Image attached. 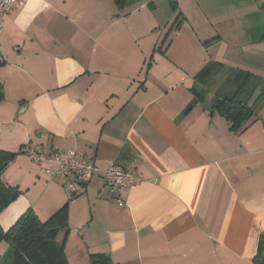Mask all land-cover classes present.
Listing matches in <instances>:
<instances>
[{"label":"crops","instance_id":"obj_1","mask_svg":"<svg viewBox=\"0 0 264 264\" xmlns=\"http://www.w3.org/2000/svg\"><path fill=\"white\" fill-rule=\"evenodd\" d=\"M116 8L113 0H26L3 16L0 149L17 153L3 179L21 194L0 213L2 229L28 208L44 220L66 205L69 232L57 240L69 264L70 252L83 264L91 252L114 264H254L259 244L264 255V34L228 26L229 36L197 41L219 52L190 66L174 58L172 68L166 41L157 49L150 35L155 23ZM209 62L220 64L209 82L222 74V85L210 103L207 94L191 103L195 90L207 92L195 82ZM221 88L255 107L236 130L211 107ZM27 143L75 149L138 179L122 189L123 205L100 194L97 174L68 199L63 178L50 179L21 152Z\"/></svg>","mask_w":264,"mask_h":264},{"label":"rangeland","instance_id":"obj_2","mask_svg":"<svg viewBox=\"0 0 264 264\" xmlns=\"http://www.w3.org/2000/svg\"><path fill=\"white\" fill-rule=\"evenodd\" d=\"M176 1L184 12L183 15H186L185 20L182 19L183 15L178 17L177 11H173L167 0H153L152 7L149 5L150 0H140L132 8H128L130 6L116 8L119 15L128 12L131 15L126 17L135 21L146 22L148 25L150 22L155 23L150 35L159 41L157 49H160L161 46L165 48V44H168L169 57L166 62L168 67L175 68V59L190 66L193 61H201L204 57L214 54L215 51L219 52V46L207 49L197 41L199 39L202 41L211 40L217 35L229 36L230 33L226 32L229 29L228 26H232L230 29L236 30V33L239 34L241 31L248 37H258L260 34H264V0ZM178 21L182 23H179L177 28ZM155 53L159 54V50L155 49L151 54ZM149 58L151 57L148 56ZM152 59L154 60L153 57ZM146 69L147 65L144 67V72ZM222 79L223 75L221 74L210 80L206 87L207 92H205L207 94L206 103H210L211 93L222 85ZM29 162L32 161L29 160ZM77 219L79 223L83 222V214ZM73 233L79 239L81 238L79 231L73 230ZM63 235H65V231H61L62 238ZM4 248L5 246L0 245V255ZM69 257L71 264H83V259L78 252H70Z\"/></svg>","mask_w":264,"mask_h":264},{"label":"trees","instance_id":"obj_3","mask_svg":"<svg viewBox=\"0 0 264 264\" xmlns=\"http://www.w3.org/2000/svg\"><path fill=\"white\" fill-rule=\"evenodd\" d=\"M140 0H113L117 8L131 6ZM173 11L181 15L176 0H167ZM149 5L153 6V0ZM183 19V18H182ZM181 23L178 21L176 27ZM167 35V34H166ZM220 67L217 62H209L196 76L195 84L205 86L215 71ZM244 86H242L243 88ZM241 88V92L245 89ZM3 85L0 82V101L3 99ZM204 91L195 90V97L191 103L203 101ZM211 107L220 112L229 122V128L236 130L244 121L249 119L255 110L254 105H248L239 96L225 95L217 90ZM17 156V153L0 149V213L20 194L16 185H10L3 179L6 166ZM60 230L68 234L67 207H60L48 218L40 219L32 208H28L6 231L0 225V243L5 242L7 247L0 255V264H69L64 241H58ZM254 264H264V255L259 244L258 251L253 258ZM88 264H114L108 255L100 252H91L88 255Z\"/></svg>","mask_w":264,"mask_h":264},{"label":"built area","instance_id":"obj_4","mask_svg":"<svg viewBox=\"0 0 264 264\" xmlns=\"http://www.w3.org/2000/svg\"><path fill=\"white\" fill-rule=\"evenodd\" d=\"M25 1L0 0V35L2 32L1 20L5 13ZM21 152L30 161L41 166L50 179L55 176H61L64 180L62 189L68 199L74 197L79 186L84 185L94 174H97L103 179L100 194L114 197L119 205H123L122 189L133 184L138 179V176L131 169L121 168L116 165L101 169L84 160L75 149L46 151L38 145L27 143L22 147Z\"/></svg>","mask_w":264,"mask_h":264}]
</instances>
